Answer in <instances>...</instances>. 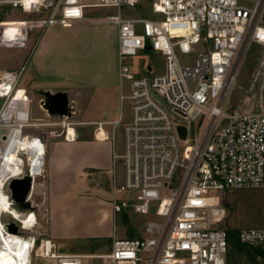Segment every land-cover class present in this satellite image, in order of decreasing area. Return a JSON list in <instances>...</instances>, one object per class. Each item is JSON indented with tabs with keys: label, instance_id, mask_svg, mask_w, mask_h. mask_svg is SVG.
Wrapping results in <instances>:
<instances>
[{
	"label": "built area",
	"instance_id": "built-area-1",
	"mask_svg": "<svg viewBox=\"0 0 264 264\" xmlns=\"http://www.w3.org/2000/svg\"><path fill=\"white\" fill-rule=\"evenodd\" d=\"M140 0H0L1 5L45 17L0 21V48H26L39 25L81 20L93 8H113L117 28L120 115L115 120L77 122L71 117L33 123L32 99L21 86L25 67L0 74V248L6 238L21 248L23 264H91L101 256L60 253L39 226L33 206L18 209L10 183L32 177L31 202L44 175L45 156L32 161V147L47 150V134L28 133L37 125L58 126L65 141L77 139L78 125H96L95 137L113 138L123 127V183L113 181V216L134 212L158 218L146 237L115 238L106 256L112 264H228L229 236L212 226L213 193L264 188V0H153V17L127 16L123 7ZM253 45L257 56L248 80L238 81ZM150 46L151 49H148ZM160 53L165 70L143 73L133 58ZM183 56H191L185 60ZM148 72V73H146ZM240 97L232 101L234 93ZM165 102V104L163 103ZM126 108L130 115L124 121ZM170 109L174 114L171 113ZM112 126V135L104 128ZM186 127L182 137L179 127ZM29 145L24 148V145ZM16 153V159L9 154ZM125 193L123 198L119 194ZM7 201V208L1 206ZM32 205V203H31ZM20 207V206H19ZM13 210H18L15 216ZM10 219H5V217ZM14 222L16 233L8 230ZM248 246L264 247V228L239 232Z\"/></svg>",
	"mask_w": 264,
	"mask_h": 264
},
{
	"label": "rangeland",
	"instance_id": "rangeland-1",
	"mask_svg": "<svg viewBox=\"0 0 264 264\" xmlns=\"http://www.w3.org/2000/svg\"><path fill=\"white\" fill-rule=\"evenodd\" d=\"M152 1L140 0L136 7L124 6L123 13L153 17ZM47 14V10L40 15L9 10L0 4V21H7L3 23L5 25L14 24L9 21L36 19ZM114 14L113 8L88 9L81 20L58 22L48 27L39 25L24 49L0 48V72L6 67L5 58L18 52L23 54L25 71L21 85L28 88L32 99L33 123L57 119L49 116L40 105L44 95L39 90H46L44 86L49 83L67 91L70 104L75 106L71 120L87 122L85 120L118 118L121 111L118 34L116 26L107 18ZM46 46L48 52L43 54ZM258 49L253 45L248 51L238 81L240 84L247 82ZM182 58L190 60L191 56ZM132 62L143 73L145 64L153 66V73L165 70L164 58L151 50L143 51ZM239 97L240 93L235 92L232 101ZM129 113L126 108L124 121L129 119ZM104 128L112 135L111 125ZM27 131L47 134L45 171L31 198V209L39 222L35 234L48 235L50 228L60 253L101 256L100 259H88L91 264H112L106 256L116 237H128L131 233L137 237L148 236V223L158 220L154 209L147 215L130 212L126 219L123 216L115 219L112 213L114 176L119 186L124 179L122 160L113 159L114 153L123 151L122 126L115 134V145L113 138L96 140V125L91 124L77 126L76 143L66 142L58 126L37 125ZM213 195L208 209L212 226L226 230L229 236L230 230L239 233L249 227L264 228V188L215 192ZM125 196V193L119 194L120 198ZM257 247L244 244L237 247L229 241L228 258L234 259V264H264L263 257L254 252ZM33 264H45V261L35 259Z\"/></svg>",
	"mask_w": 264,
	"mask_h": 264
},
{
	"label": "water",
	"instance_id": "water-1",
	"mask_svg": "<svg viewBox=\"0 0 264 264\" xmlns=\"http://www.w3.org/2000/svg\"><path fill=\"white\" fill-rule=\"evenodd\" d=\"M148 49H151L148 46ZM43 92L44 99L40 102L42 108L47 112L49 116H59V117H72L75 113V106L70 104L69 95L65 91L59 92ZM180 133L183 138L186 136V127H179ZM32 177L27 173L23 178H15L10 183V189L16 203L24 209L31 208V202L27 200L29 192L31 190ZM8 230L12 233L18 231V227L14 222L8 224Z\"/></svg>",
	"mask_w": 264,
	"mask_h": 264
},
{
	"label": "bare ground",
	"instance_id": "bare-ground-1",
	"mask_svg": "<svg viewBox=\"0 0 264 264\" xmlns=\"http://www.w3.org/2000/svg\"><path fill=\"white\" fill-rule=\"evenodd\" d=\"M28 145L29 143L24 145V148H26ZM32 152V161H34V164H39L42 159L41 155L46 154V149L41 145V143H39L38 148L32 147ZM9 157H11V159H16L18 156L16 155V153H13L9 154ZM1 207L6 209L7 201H5L4 205H2ZM13 213L15 216L19 215L18 210H13ZM5 240L6 244L4 248H0V264H23L24 255H22L21 248H16L7 238Z\"/></svg>",
	"mask_w": 264,
	"mask_h": 264
},
{
	"label": "crops",
	"instance_id": "crops-1",
	"mask_svg": "<svg viewBox=\"0 0 264 264\" xmlns=\"http://www.w3.org/2000/svg\"><path fill=\"white\" fill-rule=\"evenodd\" d=\"M7 7H9V6H7ZM11 9V8H10ZM4 49H7V48H4ZM21 49H24V48H21ZM46 51L48 52V50H47V46H46V48H45V50L43 51L44 53L43 54H45L46 53ZM23 54L22 53H20V52H18L17 54H15V55H12L11 57H7V58H5L4 60L6 61V67L0 72V74H2L4 71H6V70H19L21 67H22V64H23ZM10 62H11V64H10ZM162 73V72H161ZM24 74V73H23ZM155 74H159V73H155ZM21 82H22V80H21ZM21 86H23V85H21ZM24 88H26L25 87V85L23 86ZM55 87V85L54 84H51V83H49V84H45V86H44V88L46 89V90H39V92L40 91H49V92H53V93H55V92H59V91H65L64 89H60V88H54ZM27 89V91H28V88H26ZM65 92H67V91H65ZM119 94H120V91H119ZM53 120V119H52ZM115 120V119H114ZM85 121H87L88 123H91V122H97V121H103L102 119H99V120H85ZM106 131H108V130H106ZM109 132V131H108ZM109 134H110V132H109ZM95 139L96 140H98V141H104V140H99L98 138H96L95 137ZM111 138H109V139H107V140H110ZM89 140H91V139H89ZM87 141V140H86ZM67 142V141H66ZM78 142V141H77ZM68 143H76V140L75 141H73V142H68ZM46 145H47V142H46ZM47 151V150H46ZM46 155H47V152H46ZM45 161H46V157H45ZM78 172V171H77ZM79 174V173H78ZM111 207H112V204H111ZM112 213H113V210H112ZM127 214L128 213H126V212H123V213H120V214H118V217L119 216H123L124 217V219H126V216H127ZM117 217V218H118ZM48 235L51 237V238H53V240L55 241V242H58L57 241V239H56V237L52 234V232L50 231V228H49V230H48ZM131 236H136V235H134L133 233H131L130 234V236H128V237H131ZM68 254V253H67ZM74 254V253H73Z\"/></svg>",
	"mask_w": 264,
	"mask_h": 264
},
{
	"label": "trees",
	"instance_id": "trees-1",
	"mask_svg": "<svg viewBox=\"0 0 264 264\" xmlns=\"http://www.w3.org/2000/svg\"><path fill=\"white\" fill-rule=\"evenodd\" d=\"M7 8L10 10V7H7ZM2 17H3V16H2ZM2 17H1V18H2ZM238 235H239V233H238L236 230H230V236H229V234H228V236L230 237V238H229V239H230L229 241H230L233 245H235V246H237V247H241V245H242L243 243L240 242ZM244 245H246V244H244ZM254 252H255L256 254L261 255V256L263 257V261H264V247H260V246H258L257 248H255ZM231 261H232V263H231ZM233 261H234V259L231 260V259L228 258V264H234ZM263 263H264V262H263Z\"/></svg>",
	"mask_w": 264,
	"mask_h": 264
}]
</instances>
